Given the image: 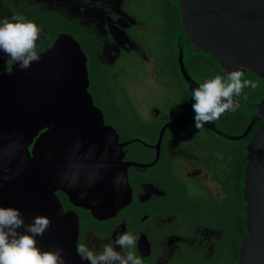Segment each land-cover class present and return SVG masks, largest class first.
I'll use <instances>...</instances> for the list:
<instances>
[{"label":"flooded vegetation","instance_id":"obj_1","mask_svg":"<svg viewBox=\"0 0 264 264\" xmlns=\"http://www.w3.org/2000/svg\"><path fill=\"white\" fill-rule=\"evenodd\" d=\"M13 15H22L41 29L36 42L38 54L48 50L59 35L72 36L87 57L89 92L94 102L96 95L90 91L93 86L105 97L102 103L113 107L121 121L138 119L146 129L158 130L156 140L153 135L141 133L139 138L122 141L120 132L108 124L117 131L121 143L135 141L124 148L126 162L150 166L158 159L153 166L129 169L132 199L114 217L95 218L90 211L74 206L63 192H56L64 212L70 216L67 228L77 231L76 248L84 244L98 253L103 245L111 244L117 252L133 251L142 264H239L241 245L248 235L245 170L240 195L238 176L232 172L230 162L224 161V155L230 148H236L237 143L245 144L252 132L240 141H228L208 129L213 136L233 144L212 147L204 144L209 137L199 130H170L178 125L175 124L166 130L157 149L166 124L195 117L186 115L183 108L185 100L195 101L181 71V55L187 74L196 84L210 78L191 68L195 55L202 52L196 51L189 38L196 54L184 51L179 1L0 0V20ZM9 59L0 52V75L17 63ZM129 70L148 76L159 91L175 89L177 100H163L160 109H153L150 120L141 118L123 81ZM123 97H129L135 115H127L119 107ZM175 113L181 116L175 117ZM244 132L223 133L237 138ZM134 143L141 148H131ZM233 168L237 169V162ZM128 231L136 238L135 247H116L117 236ZM74 237L73 232L68 236L70 244ZM81 259L80 256L72 264H82Z\"/></svg>","mask_w":264,"mask_h":264},{"label":"water","instance_id":"obj_2","mask_svg":"<svg viewBox=\"0 0 264 264\" xmlns=\"http://www.w3.org/2000/svg\"><path fill=\"white\" fill-rule=\"evenodd\" d=\"M178 1L184 34L196 51L213 58L226 74L243 66L244 74L253 73L264 87V0ZM38 55L39 61L27 69L17 62L0 75V207L18 209L26 224L36 216L47 218L49 227L36 237L37 247L63 249L65 264H72L80 258L77 231L67 228L70 216L56 192H63L74 206L95 218L109 219L131 202L129 169L153 166L158 159L150 166L125 161L124 148L135 141L121 143L95 106L89 92L88 60L72 36L59 35ZM180 66L192 93L198 84L187 74L182 55ZM252 107L256 115L240 137L208 123L204 127L228 141L245 139L264 120V99ZM179 123L195 124V120L166 124L157 149L166 130ZM120 173L124 182L117 187ZM82 193H86L83 199ZM244 199L248 235L239 264H264V124L249 143ZM81 263L89 264L84 259Z\"/></svg>","mask_w":264,"mask_h":264},{"label":"clouds","instance_id":"obj_3","mask_svg":"<svg viewBox=\"0 0 264 264\" xmlns=\"http://www.w3.org/2000/svg\"><path fill=\"white\" fill-rule=\"evenodd\" d=\"M40 34L41 29L22 15L5 17L0 20V52L10 58L9 62H18L21 69H27L40 59L36 50ZM244 71L243 66H238L226 77L215 75L192 90L196 129L202 130L205 124L219 119L225 112L238 109L239 102L234 97H240L245 88L257 87L254 81L243 78ZM123 182L124 175L120 173L115 183L119 187ZM85 195L82 193L81 198ZM49 224L42 216L26 224L18 209L0 207V264H65L63 249L42 251L37 247L36 237L42 236ZM135 243L136 238L130 231L119 234L115 240L116 247L121 249H132ZM77 253L89 264H142L133 251L117 252L111 244L103 245L98 253L80 244Z\"/></svg>","mask_w":264,"mask_h":264},{"label":"trees","instance_id":"obj_4","mask_svg":"<svg viewBox=\"0 0 264 264\" xmlns=\"http://www.w3.org/2000/svg\"><path fill=\"white\" fill-rule=\"evenodd\" d=\"M183 40H184V51L189 52H196L194 51V48L192 44L190 43L189 39L183 35ZM197 57L193 62H191V68L194 71H197L201 74L208 75L210 78L214 77L215 75H221L226 77L227 74L224 73V71L219 67L218 63L213 60L210 56L199 53V55H195ZM93 82V76L94 74H90ZM244 79H249L254 81L257 84V87L255 89L252 88H245L243 89V93L240 97H234L238 101L246 102L249 104H259L261 100L264 99V87L262 85V80L258 77H256L253 73L247 72L244 74ZM205 81V80H204ZM95 82V81H94ZM93 82V84H94ZM97 88L93 86L90 91H93L94 96H95V106L100 107L104 114H105V122L108 125H112L115 127L121 135L122 141H130L132 139L139 138L140 134L142 133H148L150 136H154L155 140L157 139L158 136V130L150 127L146 129V126H142V123L137 119L135 120H129L128 122H123L120 120L119 117H116L117 115L114 113L113 107H110L106 104H103L102 98L104 99L105 97L103 94L100 92L97 93ZM247 96V99L244 98V96ZM185 107L184 112L185 114H189L191 116H195V113L192 109L193 102L190 103L188 100H185ZM101 103V104H100ZM119 107L124 111L125 114L127 115H135L134 108L132 106V103L129 99V97H123L119 100ZM256 110L253 109L250 105H245V104H240L239 108L236 109L234 112H225L224 114L221 115V117L209 124L213 125L214 127L218 128L219 130L230 133V134H241L246 130L248 127L249 123L253 119V117L256 115ZM125 124L126 127L123 125ZM264 124V120L261 122H258L252 131V134L255 132H258L261 128V126ZM123 125V126H122ZM122 127V128H121ZM191 129L194 130L196 129L194 124L191 123H182L178 124L175 127L171 128L170 130L174 129ZM198 130V129H197ZM206 133L212 134L208 129H203ZM252 134L244 141L245 144L243 143H237L236 148H230L228 150V153L224 155V161L227 163L230 162V166L232 169L233 173H236L235 175L238 176V181H239V194H242V188H243V180H244V170L246 167V164L248 163V158H247V144L250 142L252 139ZM213 135V134H212ZM241 144L243 145V149H241ZM231 145H233L231 143ZM131 148H141L140 144L134 143L131 145ZM237 162V169L233 168V163ZM243 221V220H241ZM246 233L242 236H244ZM241 236V237H242Z\"/></svg>","mask_w":264,"mask_h":264},{"label":"rangeland","instance_id":"obj_5","mask_svg":"<svg viewBox=\"0 0 264 264\" xmlns=\"http://www.w3.org/2000/svg\"><path fill=\"white\" fill-rule=\"evenodd\" d=\"M123 81L126 85L127 88L126 90L131 96L132 101L135 103L134 106L136 109V113L141 118H144L146 120L151 119L154 108L158 107L160 109L161 106H159L160 105L159 103L161 101L166 99H169L171 101L177 100L175 89L172 92L167 91V89L166 90L160 89L159 91L157 90V88L151 85V80H149L148 76H143L134 70L131 71L129 70V72H127V74L124 76ZM174 116L175 117L181 116V114L175 113ZM193 131H197V129H194ZM199 131L204 133L205 136L209 137V140H206L204 144H210L212 147L231 146L229 142H226L216 136L210 135L206 133L204 130H199Z\"/></svg>","mask_w":264,"mask_h":264}]
</instances>
